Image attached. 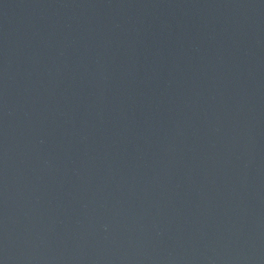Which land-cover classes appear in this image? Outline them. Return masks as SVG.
I'll use <instances>...</instances> for the list:
<instances>
[{
	"label": "water",
	"instance_id": "water-1",
	"mask_svg": "<svg viewBox=\"0 0 264 264\" xmlns=\"http://www.w3.org/2000/svg\"><path fill=\"white\" fill-rule=\"evenodd\" d=\"M0 264H264V0H0Z\"/></svg>",
	"mask_w": 264,
	"mask_h": 264
}]
</instances>
